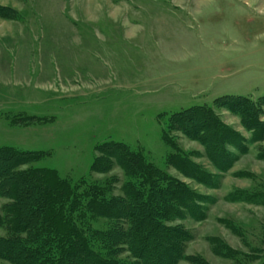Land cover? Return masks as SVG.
Wrapping results in <instances>:
<instances>
[{
  "label": "rangeland",
  "instance_id": "rangeland-1",
  "mask_svg": "<svg viewBox=\"0 0 264 264\" xmlns=\"http://www.w3.org/2000/svg\"><path fill=\"white\" fill-rule=\"evenodd\" d=\"M238 96H264V0H0V146L41 154L24 167L107 183L116 196L127 177L118 165L93 171L97 147L140 149L198 197V216L167 222L191 236L176 264L264 262V132L218 106ZM196 106L241 135L226 168L201 141L168 129ZM262 109L252 120L264 124ZM174 154L209 182L183 175ZM8 202L0 196L1 213ZM120 257L131 260L126 250Z\"/></svg>",
  "mask_w": 264,
  "mask_h": 264
},
{
  "label": "trees",
  "instance_id": "trees-1",
  "mask_svg": "<svg viewBox=\"0 0 264 264\" xmlns=\"http://www.w3.org/2000/svg\"><path fill=\"white\" fill-rule=\"evenodd\" d=\"M230 99L218 106L240 114L245 127L262 134L264 124L252 119L262 114L264 96L256 102L244 96ZM169 124L168 129L178 128L201 141L217 167L230 165L228 147H237L241 135L211 107L184 109ZM97 151L93 171L107 172L114 165L124 171L127 180L121 195H111L107 183L72 182L56 169L24 167L38 161L41 154L0 146V196L9 199L0 211V227L8 232L0 237V259L11 264L177 263L191 236L167 222L183 219L187 213L198 216V197L183 182L155 167L138 148L110 140ZM169 163L187 177L203 183L210 180L185 157L174 154ZM97 219H106L107 229L97 228ZM125 250L131 260L120 257ZM194 264L209 263L196 260Z\"/></svg>",
  "mask_w": 264,
  "mask_h": 264
}]
</instances>
